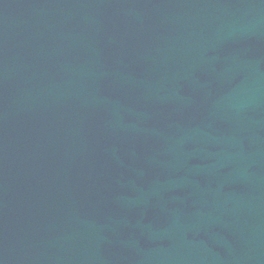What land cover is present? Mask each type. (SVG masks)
<instances>
[{
  "label": "water",
  "instance_id": "1",
  "mask_svg": "<svg viewBox=\"0 0 264 264\" xmlns=\"http://www.w3.org/2000/svg\"><path fill=\"white\" fill-rule=\"evenodd\" d=\"M0 264H264V0H0Z\"/></svg>",
  "mask_w": 264,
  "mask_h": 264
}]
</instances>
